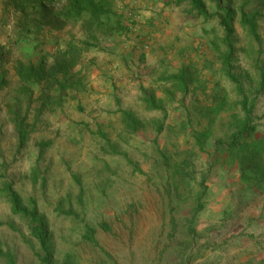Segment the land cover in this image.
<instances>
[{"label": "rangeland", "instance_id": "rangeland-1", "mask_svg": "<svg viewBox=\"0 0 264 264\" xmlns=\"http://www.w3.org/2000/svg\"><path fill=\"white\" fill-rule=\"evenodd\" d=\"M226 1L240 92L218 59V19L188 2L114 0L145 26L109 38L95 29L76 64L48 73L85 31L40 26L0 0V250L14 264H44V254L3 197L6 182L46 222L50 264H264L250 223L262 203L252 176L264 170V0ZM241 8L261 10L260 41L240 26ZM181 72L183 84L167 80ZM144 90L161 108H148ZM244 97L253 130L235 146ZM18 116L28 132L20 148Z\"/></svg>", "mask_w": 264, "mask_h": 264}, {"label": "trees", "instance_id": "trees-1", "mask_svg": "<svg viewBox=\"0 0 264 264\" xmlns=\"http://www.w3.org/2000/svg\"><path fill=\"white\" fill-rule=\"evenodd\" d=\"M113 1L114 0H7L6 4L11 6L15 11L20 12L25 20L28 18H34L40 26L57 28L67 27L71 23H77L80 25L82 32L85 31L86 40H77L73 35L70 39L66 40L65 46L61 52L63 60L56 62V64L53 65L52 70L50 69L51 72L50 70L48 72L55 73L57 71L62 72L65 70V67L72 66L77 63V61L81 58V49L83 47H89V38L94 37L93 30L97 29L104 37L109 38L117 35L124 36L126 31L129 32L131 26L134 27L135 30H140L145 26L146 21L140 18L139 14L133 9L124 11L123 15L119 14L114 7ZM211 1L216 5L217 10L220 11L221 14L209 15L205 9L203 0H176V3L188 2L191 10H194L198 16H201L204 19H210L216 16L219 26L223 31V36L220 42L226 49L224 52L219 54L218 59L221 61V67L225 74L231 81L237 83L236 88L240 92L241 88L239 87L237 79L230 73V61L234 53L235 42L233 38L235 33L233 25L235 14L226 0ZM56 5L59 6L57 7ZM260 14L261 10L258 8L249 9L247 11L241 8L239 13L240 26L256 42L260 41L257 35V26ZM27 23L28 21H26L24 25H27ZM6 60L7 58L4 53L3 46L0 44V68L6 63ZM184 76V73L181 72L171 75L167 80L169 82L173 81L183 84ZM30 78L33 79L34 75L31 74ZM5 84L6 79L1 73L0 88H2ZM263 84L264 74L261 73L260 85ZM143 93V101L148 108H161L160 105L155 104L153 97L147 91L144 90ZM246 103L247 98L244 97L241 101V107L245 109V121L242 128H240L239 133L236 134V138L233 143L235 146L241 143V139L245 140V137H249L251 131L253 130L250 118L251 108H247ZM23 123V119L19 116L16 117L15 126L19 148L24 145L28 136V132L23 126ZM131 124L132 123H130L128 127L133 131L135 125ZM252 178L254 180L256 179L258 182H262L264 179V170L260 172V174L257 173L253 175ZM1 192L3 193V197L8 202L11 212L15 215L22 216L28 224L31 237L36 240L44 254L41 261L44 264H50L51 255L48 248L49 232L46 222L42 216L37 214L36 207H33L32 209L25 208L22 205L20 196L12 189L10 183H4L1 188ZM201 209L202 204L198 199L196 212ZM93 233V228H87L85 237L90 242L96 243ZM0 258L4 259L6 264H14V259L8 252L3 253L0 250Z\"/></svg>", "mask_w": 264, "mask_h": 264}, {"label": "crops", "instance_id": "crops-1", "mask_svg": "<svg viewBox=\"0 0 264 264\" xmlns=\"http://www.w3.org/2000/svg\"><path fill=\"white\" fill-rule=\"evenodd\" d=\"M5 3L7 2V0H3ZM262 188H260V190L262 192H260L262 194L261 198H262V203H260L258 205V210L255 214V217L250 219V223H255L256 228L258 229V232L260 233V236L263 237L264 239V179L262 181ZM262 252L264 253V248L262 250ZM263 255V254H262Z\"/></svg>", "mask_w": 264, "mask_h": 264}]
</instances>
